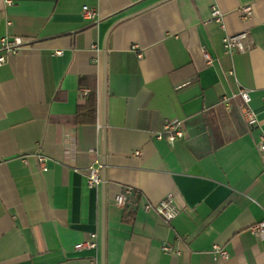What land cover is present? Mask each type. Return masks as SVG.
I'll return each mask as SVG.
<instances>
[{
    "label": "crops",
    "instance_id": "crops-1",
    "mask_svg": "<svg viewBox=\"0 0 264 264\" xmlns=\"http://www.w3.org/2000/svg\"><path fill=\"white\" fill-rule=\"evenodd\" d=\"M246 31L252 49L227 53L223 37ZM4 38L24 44L0 65V264H264L250 232L264 221V0H0ZM84 91L96 119L79 116ZM167 120L184 133L173 150L156 138ZM124 188L137 196L119 209ZM168 197L174 221L145 210ZM92 235L95 249L72 250Z\"/></svg>",
    "mask_w": 264,
    "mask_h": 264
},
{
    "label": "built area",
    "instance_id": "built-area-1",
    "mask_svg": "<svg viewBox=\"0 0 264 264\" xmlns=\"http://www.w3.org/2000/svg\"><path fill=\"white\" fill-rule=\"evenodd\" d=\"M242 18L248 19L252 16V10L250 7H244L241 9ZM83 17L89 21H97L99 19V14L96 9L89 6L83 7ZM224 14L222 11L213 6L211 8V20L221 25L224 31L223 25ZM24 44L21 39L4 38L0 41V65H3L7 61L6 55L13 54L17 55L19 53V47ZM222 44L227 53L230 55L245 54L249 52L253 47V42L250 32H242L235 35H225L222 39ZM137 51V47H134ZM203 58L209 66L215 63V58L205 49H202ZM56 55H61V53H56ZM138 57L142 58V53H138ZM88 95V91H84ZM240 96L245 103L243 109V116L246 124L251 129L258 125V120L255 112L249 107L250 96L247 90H241ZM158 140L165 141L170 150L174 149V144L177 140H183L184 133L181 128V124L177 120H167L164 126L163 133L156 136ZM258 151L264 153V136L261 138L258 144ZM90 154L95 156L94 161L87 169V181L88 186L91 189H97L103 184V170L104 164L102 159V154L100 150L91 149ZM139 155V154H137ZM39 170L44 173L47 171V164L50 159L44 155H36ZM26 160V159H25ZM134 197V191L130 188H124L119 195L115 198V205L117 208L122 209L126 206L127 202ZM145 210L147 212H155L161 216L166 222H172L180 216V209L175 204L174 200L170 197L165 198L160 203L155 205H146ZM250 232L259 240L264 241V221L254 225ZM97 235L91 236V241L89 243H84L73 251H83L88 249H95L97 247ZM164 253H172V248L170 246H164L162 248ZM214 252L218 253L222 258L227 259L228 254L226 251L221 250L218 246L214 247Z\"/></svg>",
    "mask_w": 264,
    "mask_h": 264
},
{
    "label": "trees",
    "instance_id": "trees-1",
    "mask_svg": "<svg viewBox=\"0 0 264 264\" xmlns=\"http://www.w3.org/2000/svg\"><path fill=\"white\" fill-rule=\"evenodd\" d=\"M84 115H91L92 117H94L96 119V115H97V94L94 92L88 94L86 107H84L83 109H81L79 111L80 117H82ZM135 196H137V194L134 192V197ZM133 220H134V218H132V220L130 222L132 223Z\"/></svg>",
    "mask_w": 264,
    "mask_h": 264
},
{
    "label": "water",
    "instance_id": "water-1",
    "mask_svg": "<svg viewBox=\"0 0 264 264\" xmlns=\"http://www.w3.org/2000/svg\"><path fill=\"white\" fill-rule=\"evenodd\" d=\"M103 164H104V170H103V182L105 183L106 182V165H105V162L103 161ZM105 233L103 232V251H104V247H105Z\"/></svg>",
    "mask_w": 264,
    "mask_h": 264
}]
</instances>
